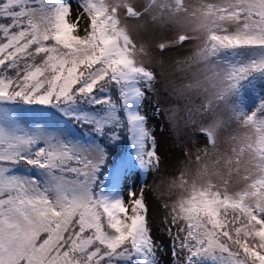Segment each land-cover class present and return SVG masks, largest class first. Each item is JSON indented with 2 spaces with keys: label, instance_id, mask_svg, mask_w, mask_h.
Instances as JSON below:
<instances>
[{
  "label": "rangeland",
  "instance_id": "obj_1",
  "mask_svg": "<svg viewBox=\"0 0 264 264\" xmlns=\"http://www.w3.org/2000/svg\"><path fill=\"white\" fill-rule=\"evenodd\" d=\"M47 2L63 37L85 39L98 29L120 58L131 168L115 173L101 197L114 223L121 213L132 220L134 244L144 242L140 264H188V213L201 218L204 212L206 227L219 208L242 202L264 225V103L253 122L239 107L248 74L264 69V17L245 14L264 15V0H87L92 13L82 0ZM256 83L263 85L264 74ZM10 101L0 95V154L6 157L0 194L7 190V163L28 156L39 141L43 148L35 154L45 164H23L24 181L44 183L61 217L67 202L87 197L89 182L72 180L56 160L67 163L77 154L95 163L101 151L79 140L71 124L59 125L32 105L10 110ZM23 210L0 202V264L41 261L35 240L44 225Z\"/></svg>",
  "mask_w": 264,
  "mask_h": 264
},
{
  "label": "trees",
  "instance_id": "obj_2",
  "mask_svg": "<svg viewBox=\"0 0 264 264\" xmlns=\"http://www.w3.org/2000/svg\"><path fill=\"white\" fill-rule=\"evenodd\" d=\"M81 4L87 10V0ZM254 12L245 14L264 17ZM106 40L98 29L85 39L63 37L47 0H0V95L14 99L10 110L24 105L45 110L59 125L71 124L79 140L101 151L95 163L77 154L67 163L56 160L57 170L72 180L89 182L87 197L71 205L67 202L61 217L44 183L39 187V181H24L25 165L44 166L45 157L35 154L43 145L36 141L28 156L21 154L7 163V190L0 194V202L8 200L10 207L24 209V215L44 225L35 240L38 264H71L69 258L75 264H140L145 258L144 242L138 248L133 242L129 215L118 214L114 223L101 197L113 174L131 167L130 121L123 104L128 86L118 72L120 58L107 49ZM258 74H264V69L248 74L239 100L241 113L249 112L251 122L263 113L264 83H256ZM5 158L0 156V165L6 164ZM203 217L207 219L204 212ZM201 218L188 213L184 219L188 264H264V227L254 207L231 202L219 208L215 222L206 227Z\"/></svg>",
  "mask_w": 264,
  "mask_h": 264
},
{
  "label": "water",
  "instance_id": "obj_3",
  "mask_svg": "<svg viewBox=\"0 0 264 264\" xmlns=\"http://www.w3.org/2000/svg\"><path fill=\"white\" fill-rule=\"evenodd\" d=\"M129 14L131 15V16H135V14H137L135 11H133L132 9H130L129 10Z\"/></svg>",
  "mask_w": 264,
  "mask_h": 264
}]
</instances>
